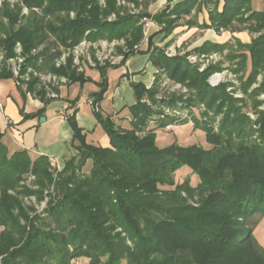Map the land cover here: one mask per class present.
I'll use <instances>...</instances> for the list:
<instances>
[{"label":"trees","instance_id":"1","mask_svg":"<svg viewBox=\"0 0 264 264\" xmlns=\"http://www.w3.org/2000/svg\"><path fill=\"white\" fill-rule=\"evenodd\" d=\"M22 1L28 15H22L19 6L0 8L1 22L9 25L0 23V48L10 58L21 43L26 66L67 76L72 85L91 79L77 74L71 60L66 67L55 64L63 50L77 45L87 31L93 41L126 39L125 59L144 39V17L153 18L168 37L184 15L207 8L209 24L195 18L189 24L220 30L237 22L258 36L250 43L235 39V47L206 42L194 49L210 54L229 48L227 59L239 87L231 81L209 83L214 73L224 71L223 62L200 72L185 55L170 57L155 47L150 61L159 73L150 89L133 84L137 101L129 109L130 126L117 125L94 109L110 138L111 146L105 148L88 144L75 115L70 116L77 155L57 178L49 158L32 157L27 150L11 155L0 134V264H72L77 258L87 264H264L253 226L254 217L264 216V8L254 11L252 0H186L152 17L146 9L139 15H121L118 0H108L106 9L96 0ZM167 2L171 5L173 0ZM112 13L116 20L110 22L106 18ZM34 49H40L38 54H32ZM110 67L99 68L102 83L93 95L94 105L108 90L105 71ZM164 77L187 92L160 96ZM6 79H14V74L5 66L0 68V80ZM15 81L23 91L19 79ZM37 83L36 79L28 83V91L33 93ZM231 87L242 97L228 92ZM42 90L37 93L47 104L50 99ZM167 106L189 109L195 129L205 132L211 148L177 142L159 147L158 130L186 122L162 118ZM248 106L253 117L244 110ZM151 122L157 126L150 127ZM88 161L91 171L82 174ZM184 168L191 175L175 182L176 173ZM29 175L35 176L38 189L25 184ZM193 175L200 180L197 186L191 183ZM48 195L43 214L24 205L25 197L35 196L41 203Z\"/></svg>","mask_w":264,"mask_h":264},{"label":"rangeland","instance_id":"2","mask_svg":"<svg viewBox=\"0 0 264 264\" xmlns=\"http://www.w3.org/2000/svg\"><path fill=\"white\" fill-rule=\"evenodd\" d=\"M137 1L138 3L135 1L118 0L117 7L121 9V15H126V14L139 15L144 11V9H146L153 17V15L165 10L167 7L170 6V5L167 6V4H169V2H167L168 0H137ZM96 2H98V5L102 9L107 8L108 0H96ZM5 4L8 7H10L11 10L17 9L18 6L21 7L22 15L29 14V10L25 7L22 0H0V8H2ZM210 7L212 8V6ZM126 11L128 13H126ZM196 14L191 13L190 15H184L183 18H181L178 21L179 26H177L174 29L176 31V34H173L171 36V40L168 42V44L166 43V45L164 44L162 45V47H158V48L165 49V53L170 57L177 55H181V56L185 55L189 63H191L194 66H197L200 72L207 69L210 65H214L218 62H223L224 71L214 73L209 78V83H211L212 86H218L220 83L231 81L236 85V87H239L240 82L238 81V77L232 72L231 69L232 64L227 59V56L230 52L229 48L224 50V52L217 51V52H211L210 54L196 53L194 52V49L208 42L209 38L215 39L214 37H212L213 35L216 38L219 36L223 37L218 40L220 41L223 40L224 43H229L230 46H234V44L236 43L235 39L236 40L239 39L243 43H250L252 39L258 36V34L252 33L247 27H245V25L242 26L237 22H235L232 28L220 29V30H215L214 28H211L214 29L215 32H208L207 31L208 29L206 28L197 25H195L194 27V25L189 24L190 20L195 21L194 18L197 19L198 22V14L197 15ZM70 16L72 18H75V12H71ZM187 17L189 18L188 20L186 19ZM106 19L110 22L111 20L112 21L116 20V13H112ZM1 21L2 20H0V23L7 24V26H9L7 20L3 22ZM153 22L155 21L151 17H144L142 19L141 23H143V28H144L143 30L144 39L149 26ZM160 28L162 30L163 27L160 25ZM1 36H2V31L0 30V37ZM89 37H90V31H87L84 34L83 39L77 45L71 48L69 47L67 49H64L60 61L56 62L55 66L57 68L66 67L69 61L71 60L73 65L72 67L76 70L77 74L85 75V71L88 70L89 68L99 69L101 67L104 68L107 66L122 65L123 64L122 62L126 60L124 54L129 51L126 39L108 40L105 38H99L93 41ZM144 39L141 41L140 44H142ZM140 44L134 47V52L130 55L140 52ZM22 49L23 47L21 43H17L14 48V55L8 58L7 53L0 48V68H4L6 66L11 70H13V74L15 70L16 72L18 71L20 73V77L16 78V76H14V80L19 79L23 90L26 92V95H29L33 99L42 101L37 91L43 89L42 91L45 92L46 98L50 99V101L53 100L54 102L55 99L59 98V91H60L59 89H61L65 85L66 86L71 85L69 77L64 76L62 74H56L51 71L40 72L37 69V67L33 65L26 66L25 64L27 63L25 61L26 57L23 56ZM39 50L40 49H34L32 51V54L34 55L38 54ZM39 65L40 64H38V66ZM158 71L159 70L157 69L155 73V78L159 73ZM34 79L38 81L37 83L38 86L36 90L32 93V91L31 92L28 91V83L32 82ZM14 80H12L11 82L12 85H15L14 83H16L14 82ZM111 87L112 88L110 93H113L116 84L113 83ZM233 89H234L233 87L229 88L228 92L233 91L235 97H242V93L238 89L236 91H234ZM174 92H180L184 94L187 92V89H185L184 86L182 87L180 84H174L171 80L164 77L160 96L161 95L165 97L168 95L170 96ZM261 99H264V94L261 96ZM57 101L59 100H56L55 102ZM145 101L148 102V100ZM90 103L93 110L94 109L99 110V104L94 105L93 99L90 100ZM244 110L246 112H249L250 115H252L253 117L250 106L246 107ZM162 111H163V114L161 115L162 118L176 117L177 119H180V121H184L186 119V122L184 124H180L183 122H179L174 125H169L164 129L158 130L156 141L159 147L161 148L166 147L169 146L170 144L177 142L180 146L183 147L198 145V146H202L205 149L211 148L210 143L207 141L205 132L199 129H195L194 123L192 121L193 117L191 118V115L189 114L190 113L189 109L171 108L167 106L166 108L164 107ZM198 111L199 110L195 109L194 113L196 114L197 117H200V112ZM156 126H157L156 123L153 122L150 123V127L155 128ZM8 138L12 139L11 136H8ZM12 141L16 143L15 140ZM23 150H27V148L22 149V147H17V149L10 151V154L12 155L15 152H19ZM70 158H68V160ZM50 162H51V169L55 174V178H57L58 173L61 172L65 166L63 167L62 165H59L54 160H50ZM91 168H92V162L88 161L84 165V167H82L81 173L82 174L90 173ZM190 175L191 173L187 168L181 169L175 175V179H176L175 182L179 183L180 181L189 177ZM34 181H35V176L29 175V177H27L25 180V184L31 187L33 190L38 189L37 186H34ZM199 181L200 180L197 175L191 176V183L193 186H197ZM53 190L54 188L52 187L51 192H53ZM36 201L37 199H35V196H30V197H25L23 202L26 207L34 208L35 211H37V213L43 214V211L47 207V203L50 201L49 195L48 197L46 196L45 201L41 203H38ZM34 215L35 213H32L30 216L33 217ZM253 226H254V237L258 242V244L261 246V248L264 250V216L254 217ZM1 230H3V228L0 226V233ZM72 264H87V262L85 259L77 258L72 261ZM123 264H126V262H123Z\"/></svg>","mask_w":264,"mask_h":264},{"label":"crops","instance_id":"3","mask_svg":"<svg viewBox=\"0 0 264 264\" xmlns=\"http://www.w3.org/2000/svg\"><path fill=\"white\" fill-rule=\"evenodd\" d=\"M182 1L185 0H173L170 6L173 7ZM252 8L254 11H262L264 0H252ZM198 22L209 24V12L206 8L198 13ZM207 31L215 32L214 29ZM173 34H176L175 30L168 37L165 36L160 25L153 22L140 44V52L129 55L124 62L123 59L122 65L106 69L108 90L103 101L99 103V111L103 116L111 117L122 127L130 126L129 109L136 103L135 90L132 86L141 84L148 89L153 85L157 68L150 61L151 52L155 47L168 44ZM212 37L216 40L209 38L208 42L222 44L223 40L218 39L223 37L216 38L214 35ZM85 77H89L91 82L83 85L80 83L65 85L59 89V98L55 99L59 101L51 100L47 104L24 95V90L21 91L14 79L0 80V103L3 105V110H0V134H3L2 141L8 151H13L17 147L27 148L32 157L46 156L64 167L68 158L77 153L78 142L74 141V131L68 120L72 115H75L76 122L82 134L86 136L88 144L110 147V138L95 118L90 103L93 95L100 91L101 71L89 68L85 71ZM12 80L16 82L15 85H12ZM113 83L116 87L114 92L110 93ZM40 110H42L40 116L25 119V115ZM42 118H45V122L41 121Z\"/></svg>","mask_w":264,"mask_h":264},{"label":"built area","instance_id":"4","mask_svg":"<svg viewBox=\"0 0 264 264\" xmlns=\"http://www.w3.org/2000/svg\"><path fill=\"white\" fill-rule=\"evenodd\" d=\"M61 59V58H60ZM60 59L58 61H60ZM14 76H16V78L20 77V73L16 70L14 71ZM0 110H3V105L0 103Z\"/></svg>","mask_w":264,"mask_h":264},{"label":"water","instance_id":"5","mask_svg":"<svg viewBox=\"0 0 264 264\" xmlns=\"http://www.w3.org/2000/svg\"><path fill=\"white\" fill-rule=\"evenodd\" d=\"M41 121H42V122H45V118H42Z\"/></svg>","mask_w":264,"mask_h":264}]
</instances>
